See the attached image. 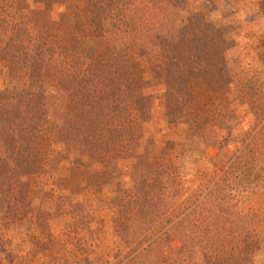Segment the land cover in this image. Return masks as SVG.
<instances>
[{
    "label": "trees",
    "instance_id": "trees-1",
    "mask_svg": "<svg viewBox=\"0 0 264 264\" xmlns=\"http://www.w3.org/2000/svg\"><path fill=\"white\" fill-rule=\"evenodd\" d=\"M186 2L0 0V61L10 69L9 86L2 93L25 102L21 114L28 139L36 138L50 123L53 133L66 141H81L89 158L107 169L135 161L131 179L145 175L155 185L148 202V214L156 221L152 232L172 226L181 229L183 264H264V227L231 236L223 252L207 256L199 232L191 225L200 220L196 208L214 191L222 189L224 196L219 199L226 207L247 198L242 170L264 195V79L238 82L224 53L175 33V16ZM55 3L65 6L64 21L46 17V9ZM134 55L149 61L153 88L163 96L169 125L187 124L217 149L210 159L213 184L199 203L193 195H185L171 156L161 154L151 163L136 161V138L146 122L147 99L136 93L140 62ZM48 74L65 83L56 95L50 93ZM242 123L249 133L243 147L236 134ZM43 158V147H25L14 168L29 178L42 170ZM108 206V200L96 197L52 204L32 230L20 233L23 251L34 258L43 256L42 246L50 240L46 221L64 220L69 214L91 218ZM153 244L144 253L151 254ZM41 262L49 264L45 257L36 264ZM148 264L158 263L151 255Z\"/></svg>",
    "mask_w": 264,
    "mask_h": 264
},
{
    "label": "rangeland",
    "instance_id": "rangeland-1",
    "mask_svg": "<svg viewBox=\"0 0 264 264\" xmlns=\"http://www.w3.org/2000/svg\"><path fill=\"white\" fill-rule=\"evenodd\" d=\"M45 12L50 20L66 19L61 3ZM173 29L206 49L224 53L238 82L264 79L260 76L264 73V0H187L177 11ZM134 59L140 62L136 93L147 99L146 122L136 138V161L151 163L161 154L171 156L185 195H193L199 203L212 187L210 159L217 149L196 136L189 125H169L163 96L153 88L149 61L137 55ZM9 71L8 63L0 61V264H36L43 257L49 264H148L151 255L158 264H183L181 229L172 226L152 232L156 221L148 214V202L155 185L145 175L131 179L135 161L107 169L89 158L81 141L76 144L53 133L50 123L36 138L28 139L26 118L21 114L25 102L7 99L2 93L9 86ZM48 83L52 95L65 87L51 74ZM236 134L243 147L249 138L248 126L238 125ZM37 146L43 147L42 170L23 177L14 168L15 158L25 147ZM240 178L247 198L237 206H223L219 197L224 193L219 189L196 208L200 220L191 225L199 232L207 256L223 252L231 236L264 227V195L249 183L244 170ZM124 189L129 191L118 195ZM95 197L108 200L110 206L91 218L69 214L64 220L46 221L50 240L42 246L43 256L34 258L23 251L22 231L32 230L52 204L87 202ZM151 243L154 250L144 253Z\"/></svg>",
    "mask_w": 264,
    "mask_h": 264
},
{
    "label": "crops",
    "instance_id": "crops-1",
    "mask_svg": "<svg viewBox=\"0 0 264 264\" xmlns=\"http://www.w3.org/2000/svg\"><path fill=\"white\" fill-rule=\"evenodd\" d=\"M8 87V85L5 87V88H7ZM4 100L5 101H10V100H6L5 98H4ZM75 143L77 144V143H81L80 141H75Z\"/></svg>",
    "mask_w": 264,
    "mask_h": 264
}]
</instances>
